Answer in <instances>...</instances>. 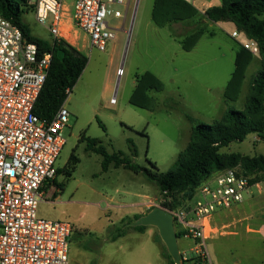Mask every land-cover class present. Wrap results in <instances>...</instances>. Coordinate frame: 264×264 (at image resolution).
<instances>
[{"label": "rangeland", "instance_id": "rangeland-1", "mask_svg": "<svg viewBox=\"0 0 264 264\" xmlns=\"http://www.w3.org/2000/svg\"><path fill=\"white\" fill-rule=\"evenodd\" d=\"M210 1L198 0L195 6L205 9L201 5ZM212 1L214 6L222 4V0ZM154 4L155 0L132 1L125 19L115 18L114 12L124 14L126 9L112 6L108 21L124 31L118 32L106 52L92 47L81 30L67 35V43L83 53L88 63L66 101L70 118L63 133L66 145L57 161L61 174L40 204L39 216L74 226L70 264H171L157 228L148 226L144 232H136L124 227L129 219L135 222V215L163 208V195L143 175L123 168L103 172V158L87 150V143L81 142L83 135L101 141L110 154L131 156L135 150L133 163L146 167L154 163L160 173L167 174L175 169L193 128L214 124L228 110L244 109L251 79L260 69L255 56L239 100L226 104L224 93L235 70L236 52L247 40L245 35L230 22L204 21V35L187 52L180 41L198 28L203 13L189 24L159 27L152 19ZM25 19L33 36L53 41L35 13ZM233 30L239 32L236 39ZM147 72L164 85L163 91L150 93L155 101L152 109L130 103L137 76ZM231 153L264 155V139L250 134L243 142L222 149L224 156ZM73 154L79 162L68 177L65 171ZM255 176L264 185V175ZM254 193L258 203L252 211L247 207L246 213L239 212L234 207L212 218L214 233L206 244L211 264H264V195ZM119 228L128 234L113 242V233ZM178 244L180 251L193 255V240L183 237Z\"/></svg>", "mask_w": 264, "mask_h": 264}, {"label": "built area", "instance_id": "built-area-1", "mask_svg": "<svg viewBox=\"0 0 264 264\" xmlns=\"http://www.w3.org/2000/svg\"><path fill=\"white\" fill-rule=\"evenodd\" d=\"M132 1L136 0L29 3L53 41L68 42L72 30H81L92 47L106 52L119 28L108 21L111 7H124L125 13L116 10L114 17L125 19ZM190 1L193 5L198 2ZM238 36V31L232 33L233 38ZM242 46L253 55L259 53L251 40ZM52 61L51 52H42L16 25L0 16V264H70L74 226L39 216V206L58 176L57 161L66 145L63 133L70 118L66 103L50 120H42L34 112ZM255 177L240 166L225 169L206 179L184 207L175 211L163 208L174 215L176 231L195 242L193 255L180 253L181 262L195 259L197 264H211L206 244L214 233L212 218L244 203L255 190L263 194V182H252Z\"/></svg>", "mask_w": 264, "mask_h": 264}, {"label": "trees", "instance_id": "trees-1", "mask_svg": "<svg viewBox=\"0 0 264 264\" xmlns=\"http://www.w3.org/2000/svg\"><path fill=\"white\" fill-rule=\"evenodd\" d=\"M30 13H35V6L30 4L29 0H0V16L16 25L24 38L37 44L42 52L53 54L51 69L34 109L40 119L50 120L66 103L83 74L88 59L65 41L49 42L33 36L25 19ZM199 14L200 11L190 0H155L152 19L157 26L165 27L193 21ZM199 18L198 28L180 41L185 51H191L204 35V21L230 22L247 40L255 42L259 48V53L253 55L242 45L239 47L236 52L235 70L224 93L226 104L239 100L246 72L253 60L257 59L255 56H258L260 69L251 79L244 109L228 110L214 124H201L193 128L190 142L178 155L175 169L167 174L160 173L154 163H149L150 167L133 163L131 157L137 156L135 150L131 156L123 152L110 154L97 139H89L83 135L81 140L87 143L88 151L103 158V172H108L111 168H123L136 175H143L145 181L154 185L163 195L162 207L171 211L184 207L187 201L194 199L201 184L217 172L240 166L249 175L258 173L264 175V155L254 157L236 153L222 155V149L233 143L243 142L250 134H256L261 140L264 139V0H222L220 6L206 9ZM59 53L61 59L58 57ZM163 89L161 80L152 73L137 76L136 88L130 103L142 109H152L155 101L150 93L161 92ZM78 162L79 159L73 154L65 171L68 177ZM60 174L61 170L58 171V175ZM259 181L255 177L252 182ZM140 217L142 216L135 215L134 220L137 221ZM131 223L129 219L124 227ZM129 228L136 232H144L146 229L145 226ZM127 232L125 228L117 229L113 233L112 241L126 236ZM177 234L178 239L184 237L180 231H177ZM165 257L171 264H175L168 251ZM181 264L197 263L195 259H191L187 263L182 261Z\"/></svg>", "mask_w": 264, "mask_h": 264}, {"label": "water", "instance_id": "water-1", "mask_svg": "<svg viewBox=\"0 0 264 264\" xmlns=\"http://www.w3.org/2000/svg\"><path fill=\"white\" fill-rule=\"evenodd\" d=\"M118 32H123L124 29H117ZM127 47L124 58L126 57ZM61 59V53L58 54ZM131 227L152 226L158 229L161 239L166 245L167 251L172 257L175 264H181V254L178 244V234L175 228L174 215L169 211L155 207L146 215L140 217L137 221L129 224Z\"/></svg>", "mask_w": 264, "mask_h": 264}, {"label": "crops", "instance_id": "crops-1", "mask_svg": "<svg viewBox=\"0 0 264 264\" xmlns=\"http://www.w3.org/2000/svg\"><path fill=\"white\" fill-rule=\"evenodd\" d=\"M203 6H205L206 8L205 9H199V11H200V13H203L204 14V12H205V10L206 9H208V8H210V7H212V6H214V4H213V1L211 0L207 5H206V3H203L202 5H201V7H203ZM190 22H192V21H190ZM190 22H187L186 24H189ZM179 24H181V23H179ZM182 24H184V23H182ZM234 31V30H233ZM49 192H50V190H49ZM49 192H48V195H49ZM262 195H264V193L263 194H259V196H262ZM146 197V196H145ZM256 196H253V197H251V198H249L247 201H246V205L245 204H239V205H237V206H235V208H236V210L237 211H244L245 213H246V210H247V207L249 208V210L250 211H252L255 207H256V203H258L257 202V200H256V198H255ZM144 202L145 201H143V202H141V203H138V204H144ZM245 203V202H244ZM233 209V208H232ZM219 212H224V211H219ZM226 212V211H225ZM218 213V212H217ZM216 223V222H215ZM248 230L251 232V231H253L252 229H250L249 227H248ZM211 238V237H210ZM179 241V240H178ZM194 246H195V242H194ZM179 249H180V247H179ZM181 252H184V251H180V253Z\"/></svg>", "mask_w": 264, "mask_h": 264}]
</instances>
